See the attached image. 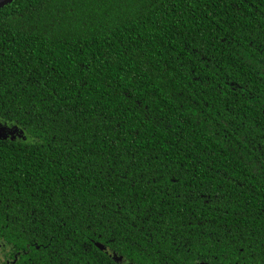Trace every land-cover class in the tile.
<instances>
[{
  "label": "trees",
  "instance_id": "16d2710c",
  "mask_svg": "<svg viewBox=\"0 0 264 264\" xmlns=\"http://www.w3.org/2000/svg\"><path fill=\"white\" fill-rule=\"evenodd\" d=\"M0 125V227L264 264V0H17Z\"/></svg>",
  "mask_w": 264,
  "mask_h": 264
},
{
  "label": "flooded vegetation",
  "instance_id": "af4514ba",
  "mask_svg": "<svg viewBox=\"0 0 264 264\" xmlns=\"http://www.w3.org/2000/svg\"><path fill=\"white\" fill-rule=\"evenodd\" d=\"M143 231V230H141ZM62 234L45 236L43 241L34 239L30 231H23L15 228L0 227V264H96L91 257L95 254L93 248L84 246L85 253L66 251L61 243ZM140 240H149L144 237ZM56 241L57 243H55ZM136 241H138L136 239ZM91 242L97 246L94 239ZM114 242V239L112 240ZM99 245V244H98ZM100 250L106 259L101 264H164L163 261L135 260L124 254L122 249L111 245H103ZM82 255L83 258H79ZM88 257V259H86ZM169 264V263H166ZM177 264V263H175ZM191 264H241V261H195Z\"/></svg>",
  "mask_w": 264,
  "mask_h": 264
},
{
  "label": "water",
  "instance_id": "95a60500",
  "mask_svg": "<svg viewBox=\"0 0 264 264\" xmlns=\"http://www.w3.org/2000/svg\"><path fill=\"white\" fill-rule=\"evenodd\" d=\"M17 0H0V9L12 4ZM19 134L18 129L6 128L0 125V139L14 138V135Z\"/></svg>",
  "mask_w": 264,
  "mask_h": 264
}]
</instances>
